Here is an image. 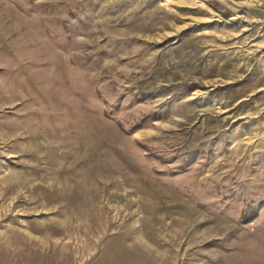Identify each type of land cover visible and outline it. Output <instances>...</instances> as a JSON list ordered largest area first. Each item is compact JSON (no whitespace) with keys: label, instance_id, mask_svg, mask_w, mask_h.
<instances>
[{"label":"rangeland","instance_id":"374dc122","mask_svg":"<svg viewBox=\"0 0 264 264\" xmlns=\"http://www.w3.org/2000/svg\"><path fill=\"white\" fill-rule=\"evenodd\" d=\"M0 264H264V0H0Z\"/></svg>","mask_w":264,"mask_h":264}]
</instances>
